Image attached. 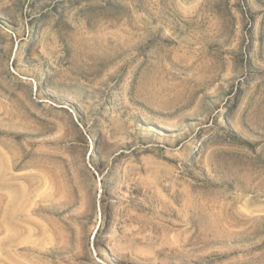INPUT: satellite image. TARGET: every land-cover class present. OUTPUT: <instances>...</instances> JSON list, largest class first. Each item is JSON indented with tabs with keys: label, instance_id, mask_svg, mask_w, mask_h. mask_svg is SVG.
<instances>
[{
	"label": "rangeland",
	"instance_id": "374dc122",
	"mask_svg": "<svg viewBox=\"0 0 264 264\" xmlns=\"http://www.w3.org/2000/svg\"><path fill=\"white\" fill-rule=\"evenodd\" d=\"M0 264H264V0H0Z\"/></svg>",
	"mask_w": 264,
	"mask_h": 264
}]
</instances>
